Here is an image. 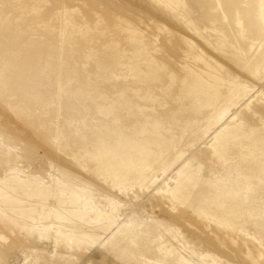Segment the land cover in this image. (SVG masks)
<instances>
[{
    "label": "rangeland",
    "instance_id": "374dc122",
    "mask_svg": "<svg viewBox=\"0 0 264 264\" xmlns=\"http://www.w3.org/2000/svg\"><path fill=\"white\" fill-rule=\"evenodd\" d=\"M0 71V176L49 187L33 197L32 183L9 190L36 220L22 226L0 208V227L13 230L0 236V264H132L112 240L133 264H191L185 250L197 264H264V239L240 222L222 225L195 201L206 180L219 182L215 193L237 189L240 164L216 150L218 132L232 121L263 125L264 0H0ZM196 78L219 93L214 105L183 97L181 84ZM145 122L169 139L137 153L145 169L116 180L91 169L85 150L101 138L115 143L118 130L134 136ZM69 181L87 198L60 196ZM81 207L90 224L108 225L97 238L64 237L57 212ZM249 244L256 250L244 256Z\"/></svg>",
    "mask_w": 264,
    "mask_h": 264
},
{
    "label": "bare ground",
    "instance_id": "6f19581e",
    "mask_svg": "<svg viewBox=\"0 0 264 264\" xmlns=\"http://www.w3.org/2000/svg\"><path fill=\"white\" fill-rule=\"evenodd\" d=\"M135 3H137V2H135ZM144 6H146V5L144 4ZM137 9H138V7H137ZM149 10L151 11V9H149ZM158 15L160 16L159 13H158ZM170 26H172V25H170ZM241 35L245 37L244 33H242ZM181 86L183 88V95H184L183 97L186 100L190 99L193 102H195L197 104V107L199 105H211V106L214 105L215 100L219 95V93L217 91H213L212 88H210L206 83H204L199 78H196L193 82H189L187 79H185L184 82L181 84ZM212 87H213V85H212ZM226 88H228V87H226ZM261 88H262V86H261ZM32 99L34 102H36L38 100V96L36 94H32ZM233 101H235V100H233ZM31 104H32V102H31ZM188 105H190V104H188ZM227 105L229 106V104H227ZM256 108H260V107L256 106ZM257 111L260 112V113H257L258 114L257 116H260L262 114L261 110L257 109ZM3 113H5V112H3ZM3 113H2V115H3ZM261 117H263V115ZM221 118H222V116L218 115V119L220 120ZM234 122L235 121L229 122L216 135L217 138H220V137L223 138L222 143L220 145L216 146V150L221 152V154L223 152L227 153L232 159H234L235 161H237L240 164V166L239 165L234 166V170L236 172H240L239 182L237 183V189L224 188L221 191V193H218V192L215 193L211 189L209 190V188H211V186L213 184H217L219 182L217 181V183H215L213 180H206L204 183L205 187L203 189L200 188L201 190H200L199 196L195 198V201L196 202H202V204H203L202 205L203 206L202 211H204L209 216L216 218L222 225L230 226L233 221L240 222L242 225L245 224L247 229L253 231L252 233H254V238L263 240L264 239V122H263V125H261V126H258L254 122H251V123L242 122V121H237L236 123H234ZM135 127H137V128L134 129L135 130L134 136H131L122 130H118L115 132V135L117 138V141L115 143L112 144V143L105 142V139L101 138L95 149H93L92 151L85 150L84 153L89 154L94 159V163L91 165V169H96L99 173H102V174H109L114 180H116L115 178H117L119 176L118 175L119 173H122L125 171H132V170L142 171L143 169H145L147 167L145 165V160L143 159V157H140L137 155V153H140V151L146 150L151 145H154V144L161 145L162 149L167 148L165 146V143L169 142V139L164 137V135L159 131L157 124H151L149 122H145V123H138V125H136ZM245 127H248V129H244ZM16 132H18V131H16ZM20 134L23 136V132L22 133L20 132ZM4 138L9 140V141H12L14 143H18L19 142L18 139H20L19 137L16 139L12 138V137H4ZM38 141H39V139H38ZM26 147L29 148V146H27V145H26ZM0 163H1V161H0ZM59 165L62 166V169H63L62 174H64V176L65 175L66 176H72L74 179H76V181L80 180V182L83 181L84 183H87V185L90 184L89 181L84 180L78 174L72 173L68 168L65 167V165H62V163H59ZM184 167H186V166H184ZM189 168L191 169V167H189ZM183 169L186 170L185 168H181L178 171L181 174H183L184 173ZM188 170L189 169H187V171ZM190 171H192V170H190ZM8 174H9V172H8ZM185 174H187V173H185ZM182 176H180V177H182ZM192 176H193V174H192ZM180 177H179V179H180ZM65 179H63L62 181L64 182ZM214 179L216 180L215 177H214ZM26 180L27 181H24V179L22 180V178L20 179V177H15V174H12V176H6V175L0 176V208L3 210V212L5 211L10 216L12 221L13 220L19 221V219H23V222L21 221L22 226H26V227L32 226L33 227L34 225L31 222L36 220V217L33 214L34 211H32L33 213L26 212L25 209L27 206L25 207V204L23 203L25 200L22 199L21 197H12L9 193V190H12V189L17 190V189L21 188V189L26 191V189L28 188V185L30 183H32L33 188H31L30 191H26V193H27V195L33 197V195L44 196L46 194L47 188L49 189V187H47V185L44 182L39 181V180H35V181L28 180V179H26ZM56 181H58V183H59V180H56ZM62 181H60V182L62 183V186H63ZM70 185H71V182H70ZM186 185H187L186 182L183 184H182V182H179V185L178 186L176 185L177 190L181 191L183 188H185ZM74 186H72L73 187L72 191H70L68 193L62 189L64 186L59 187L57 193H59V195L62 197H64L66 194H68L69 199L68 198L67 199L70 200V202H74L76 199L77 200L78 199H80V200L86 199L89 194L87 195V193H85V192L77 191ZM85 186L86 185H84V187ZM29 189H30V187H29ZM88 190H91V189H88ZM238 190H240V191H238ZM247 190H249V192H250V190L252 192H255L257 194V196L255 198L252 197L251 195L248 194ZM12 203L14 205H11ZM241 203H243V204H241ZM83 204H84V201H83ZM73 205H75V203ZM71 206H72V204H71ZM78 206H82V205L78 204ZM198 206H200V205H198ZM84 207L86 208V206H84ZM61 208H58V209H61ZM71 208L73 209L75 207H71ZM70 209H69V211L64 210V212L62 210H59L57 212V217H55V219L57 218L60 220V222H58V223H60L61 230L64 229L62 231L63 235L65 234L67 237H70L71 239H72V236H75V235L80 237V238H83V239L84 238L92 239L95 237L97 238L98 235H96V231L97 230L100 231L101 229L105 230L108 226V225L102 226V225H105V224H103V221L101 222L102 224H100L101 225L100 227L96 226L97 223L95 224V226L90 224L85 217V214H84L82 207L80 210H76V209L70 210ZM86 209L88 210L89 208L87 207ZM93 210L95 211V209H93ZM5 212H4V214H5ZM0 213H2V212H0ZM96 214H98V213L96 212ZM5 216H6V214H5ZM100 220L101 219L99 218L98 221H100ZM104 221L106 222L107 220H104ZM94 222H96V221H94ZM44 223H45V221H44ZM55 223H56V221H55ZM48 227H50V226L48 225ZM34 228H35V226H34ZM57 229H59V227ZM61 230H60V232H61ZM11 232H13V230L10 226L9 227H0V236L4 237L6 234L11 233ZM65 235H64V237H66ZM3 237H1V238H3ZM1 240H4V239H1ZM111 243H113V248L117 252L118 255L129 260V262L133 264L132 257H131V255H129L130 253H128V251H126L125 246L118 244L114 240H112ZM133 244H135V246H136L137 242H133ZM204 244L210 251H212V253H213L212 257L216 260L217 254L214 253L215 251H213V249L210 245L208 246L206 243H204ZM221 245L229 247V244H227V242L223 239H221L220 247H221ZM254 250H256L254 244L247 245L246 253L244 254V256H248L250 254L252 255V253H254ZM186 252L187 251L185 250L184 254H183L185 261L190 262L191 264H197L193 253L190 252V256H188L189 254L187 255ZM260 256H262V255H260ZM253 259H254V261L259 259L257 254H255ZM224 264H245V263L243 262V260H241L238 263H234V262L226 260Z\"/></svg>",
    "mask_w": 264,
    "mask_h": 264
}]
</instances>
